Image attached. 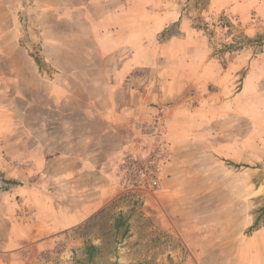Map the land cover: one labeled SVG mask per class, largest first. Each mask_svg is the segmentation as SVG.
<instances>
[{
	"label": "rangeland",
	"instance_id": "obj_1",
	"mask_svg": "<svg viewBox=\"0 0 264 264\" xmlns=\"http://www.w3.org/2000/svg\"><path fill=\"white\" fill-rule=\"evenodd\" d=\"M18 1L15 16L0 24L1 242L11 209L20 210L14 188L41 174L48 152L42 146L65 138L66 152L90 153L83 132L93 123L68 102L73 72L63 69L90 63L100 82L129 80L121 90L128 101L113 105L140 113L128 121L139 124L138 133L126 136L135 145L115 158L117 191L97 217L31 248L28 258L36 264H264V0H129L118 73L108 69L104 50L80 46L67 32L57 39V28L63 33L68 23L55 12L45 16L52 31L45 38L33 22L40 1ZM88 49L91 55L81 54ZM25 53L38 72L18 81L13 65L29 61ZM132 154L156 157L158 188L120 181L118 165ZM87 244L100 248L92 261Z\"/></svg>",
	"mask_w": 264,
	"mask_h": 264
},
{
	"label": "crops",
	"instance_id": "obj_2",
	"mask_svg": "<svg viewBox=\"0 0 264 264\" xmlns=\"http://www.w3.org/2000/svg\"><path fill=\"white\" fill-rule=\"evenodd\" d=\"M39 1L40 7L33 12V22L41 24L39 29L43 31L45 38H50L51 33L48 32H52L46 25L48 20L45 16L55 12L59 22L68 23L63 33L58 31L60 27L57 28V39L65 37L67 32L68 37L81 41L80 46L98 47L100 52L104 50L103 57L111 58L108 69L112 73H118L124 67L120 61H125L122 37L129 30V0ZM18 2L0 0V24L5 16H15ZM111 46L116 47L112 49ZM108 47L110 49L107 54ZM81 54L91 55L90 49L82 51ZM24 57L29 61H15L13 65L18 81H28L32 79L34 71L38 72L33 66L31 56L25 53ZM63 69L73 72L69 73L72 78L69 79L71 82L68 87L80 88V92L67 89L68 102L74 104L72 108H77L81 118L93 123V126L83 132L89 135V142L85 141L82 146L87 145L90 153L78 154L71 150L66 152L65 138L60 139V143L57 140L55 144L50 142L42 146L43 152H48L41 157V174L30 179L27 177L24 186L14 188L16 198L20 197L21 205L20 210H16L13 204L15 208L11 209L12 214L9 215L11 225L3 243L0 228V264H36L28 258L31 248L40 250L64 232L77 229L96 216L113 200L117 191L111 169L115 158L120 152L135 145L134 140L126 136L129 132L132 133L133 129L136 131L139 124L130 127L128 121L140 113L129 112L128 109L122 112L113 105L128 101L124 94H121V90L129 80L112 78L100 82L95 74L91 75V72L98 68L90 63L71 64ZM57 70L62 69L57 67ZM85 76L90 78L86 79ZM57 82L58 90L65 92L67 86L61 83L62 80L58 79ZM96 88L100 89V93L96 92ZM143 95L136 97L135 102L143 101ZM61 99L62 96L59 95L54 98L57 103H60ZM81 103H84L83 107H80ZM76 104L79 105L75 106ZM100 104L110 106L102 107ZM61 112L65 116L66 112L61 110L59 113ZM46 129L48 134H52L54 130L53 127ZM63 133L75 134L71 130L66 131V128H63ZM70 142L69 146L77 145V142ZM88 178L90 180H87Z\"/></svg>",
	"mask_w": 264,
	"mask_h": 264
},
{
	"label": "built area",
	"instance_id": "obj_3",
	"mask_svg": "<svg viewBox=\"0 0 264 264\" xmlns=\"http://www.w3.org/2000/svg\"><path fill=\"white\" fill-rule=\"evenodd\" d=\"M117 174L120 181L130 188H158L161 183L160 167L153 155L125 156L118 165Z\"/></svg>",
	"mask_w": 264,
	"mask_h": 264
},
{
	"label": "trees",
	"instance_id": "obj_4",
	"mask_svg": "<svg viewBox=\"0 0 264 264\" xmlns=\"http://www.w3.org/2000/svg\"><path fill=\"white\" fill-rule=\"evenodd\" d=\"M165 34H167V32L164 33V35H165ZM36 61H37L38 64L41 65V60H40L39 57L36 58ZM97 215H98V214H97ZM97 215L94 216L93 218L97 217ZM93 218H92V219H93ZM122 220H124V217H123L122 215H120L117 221L120 222L121 224H123V223H122ZM119 227H120V225L118 224V225L116 226V229H118ZM127 231H128V229H126V230L124 231L123 236L126 235ZM99 251H100V248H99V247H97V246H95V245H93V244H87V246H86V253H87V255H88V259H89V261H92V259L94 258V256H95Z\"/></svg>",
	"mask_w": 264,
	"mask_h": 264
}]
</instances>
